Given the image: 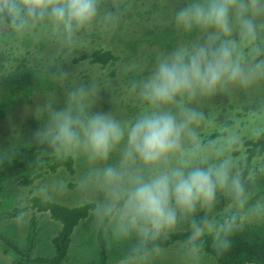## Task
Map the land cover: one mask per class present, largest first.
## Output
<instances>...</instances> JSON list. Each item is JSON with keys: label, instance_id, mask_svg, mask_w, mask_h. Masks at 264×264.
<instances>
[{"label": "clouds", "instance_id": "9594fccd", "mask_svg": "<svg viewBox=\"0 0 264 264\" xmlns=\"http://www.w3.org/2000/svg\"><path fill=\"white\" fill-rule=\"evenodd\" d=\"M173 20L205 38L158 56L146 77L130 82L144 103L133 119L94 111L93 82L66 87L62 102L42 98L25 108L39 122L32 134L39 143L100 162L119 147V160L93 169L84 183L102 193L92 209L96 220L110 222L118 238L135 234L141 245L172 228L178 216L212 204L218 192L243 204L245 180L252 178L242 174L243 140L264 136V104L233 113L231 123L200 107L209 97L264 79V0H188ZM116 22L101 0H0V25L20 38L46 25L69 50L82 31ZM227 245L226 239L218 243Z\"/></svg>", "mask_w": 264, "mask_h": 264}, {"label": "rangeland", "instance_id": "374dc122", "mask_svg": "<svg viewBox=\"0 0 264 264\" xmlns=\"http://www.w3.org/2000/svg\"><path fill=\"white\" fill-rule=\"evenodd\" d=\"M103 1L101 0V6L104 7ZM121 1L118 0L112 9L117 16V22L114 27L107 29L93 28L91 30L92 33H97L98 37L90 35L89 31H82L78 34L79 43L70 50L61 47L59 42L52 37L46 25H38L33 30L32 35L23 38L17 37L7 26L0 25V102L13 97L15 91L11 92L12 85L9 83L11 77H16L18 80L17 87L19 85V88L23 89L25 85L24 78L26 77H23L22 74L29 75V84L34 88L33 93L29 96L24 95L22 92H17L19 93L18 98L23 102L9 105L8 111L3 115L5 117L0 120V138H6L13 131L12 137L9 140L11 142L14 139V144L17 145L19 143L17 131L20 133L22 130L25 132L29 130L33 133L39 127V122L33 119L30 113H26V105L18 109L21 113L14 112L16 111L14 108L24 104L32 105L34 101L38 100L42 102V98H53L62 102L65 88L80 83H95L98 95L93 106L94 111L110 112L114 118L120 121H128L134 118L133 114L137 109L138 111L142 109L144 103L137 92L130 89L131 79L129 76L133 74V71H140V77L143 79L151 72L158 56L167 54L173 48H170L168 52L156 53L153 59H151L146 54L150 53V49L148 46L146 47V44L145 46L139 45L137 47V49L143 52L136 55L132 50L128 53H123L121 47L127 41H133L135 45L145 42L147 40L146 32L148 29H153L154 24L171 26L175 29V35L177 34V37L179 35V38L176 40L177 44L175 42L174 45L178 46L183 43L184 36H180V27L175 25L173 17L176 10L187 3L188 0H131L132 4H128L130 0H127V4L126 0L125 3ZM121 5H124L125 9H121ZM204 36L205 34L201 33L195 39L191 38L190 42L202 41ZM99 46L113 48L120 56L118 64L112 68H103L97 63L89 62L82 56V54H87L94 47ZM113 68L114 75L110 74ZM62 74L64 77L63 81L59 79ZM260 89L262 93H255ZM250 96H254V99L258 98V100L264 97V87L259 85L258 80L250 86L243 88L242 91L239 87H234L229 95L217 94L214 97H209L201 101L200 107L206 112L210 108H214L219 113L218 119L228 120V117L231 115L228 116L229 109L225 107L227 103L229 106L230 102H248L249 99L247 98ZM230 110L232 111L231 108ZM235 111H241L239 104H235L232 112L234 113ZM31 120L35 121L31 123ZM16 151L12 149L11 153L14 155ZM119 153L120 149L118 147L113 151L107 162H100L90 161L86 154L72 151L73 156L80 159L73 164L74 173H70L65 168H59L53 172L45 167L42 175L31 184L24 185L19 183V179H9V181H12L8 185L11 192L17 193L16 197L22 201V205H31V208L21 212L19 215L6 217V221L12 224H9L8 232L12 235H18L20 234L19 228L24 229L23 233L20 234L22 241H18L19 245L23 246L29 233V231H26L27 226L31 224L32 216H36L38 220L34 223L36 234H34L33 241L37 247L47 242L50 243V237L54 235V232L58 228L56 222L49 216L48 211L40 212L37 210V207H32L31 196L36 194L52 200L74 197L75 194L73 192L76 190V187L69 185L68 181L70 179L80 183V186L86 185L84 181L93 169L102 167L104 163H116L119 160ZM254 163L258 168H264L263 158L256 157ZM257 172H254L252 176H257ZM85 191L87 194L85 196L81 195V199L98 202L102 197H96L98 194L97 190L90 185H87ZM12 193L11 197H13ZM79 200L77 204L83 202ZM66 201L69 202L68 199ZM235 212H241L242 217L240 218L239 225L246 222H264V199L253 205V207L251 206L250 209L247 208V210H241L237 207ZM212 219L211 216L206 218L203 222L204 226H209V221ZM94 222L98 223L96 218H94ZM107 227V236L104 237V245H106L108 250L106 264H123L121 259H119L122 255L120 256L119 254L127 253L128 247L121 248L118 245L115 235H113L111 223H108ZM168 230L162 233L165 238H167ZM77 232V237H72L70 242L68 251V256L70 255V257L68 258V262L72 260L74 264H82L93 259L90 255L93 254L95 256L97 250H95L94 254L92 240L89 239L84 228L80 232L79 230ZM16 238L18 239L19 237ZM176 244L173 243L172 246ZM181 245L182 242L179 241L178 246H174L175 249L169 251H166L167 247L165 246L159 247L155 245L150 253L148 252L149 255L165 251L166 254L160 261H154L157 259L156 257L153 261L148 262H152L153 264H196L193 261H200L190 252L179 251L178 247ZM114 248H118V255L112 253L111 250ZM184 248L188 249V245H185ZM1 258H3V261H7L8 259L0 252ZM77 261H80V263H77ZM142 264H147V262L144 261ZM198 264L208 263L198 262Z\"/></svg>", "mask_w": 264, "mask_h": 264}, {"label": "trees", "instance_id": "16d2710c", "mask_svg": "<svg viewBox=\"0 0 264 264\" xmlns=\"http://www.w3.org/2000/svg\"><path fill=\"white\" fill-rule=\"evenodd\" d=\"M128 4H132L131 0ZM101 7L109 10L114 8L112 5ZM121 9H125V6L121 5ZM179 30L180 36H184L183 43H188L191 38L195 39L199 34L204 33L199 29L185 31L180 28ZM89 33L98 37V34L92 33L91 30H89ZM146 35L147 40L140 44L135 45L133 41L124 43L123 47L120 46L122 52L128 53L132 50L136 55L143 52L137 47L139 45L145 46L146 44L151 53L146 54L153 59L156 53L168 52L170 48L174 49L176 47L174 44L179 38V35L178 37L177 34L175 35L174 28L160 24H154L153 29L147 30ZM82 56L89 62L97 63L103 68H112L120 61V56L109 46L94 47V49L87 54H82ZM110 74L114 75V68ZM22 75L26 77L24 78L25 85L23 89H20L19 85L17 87L18 80L16 77L10 78L11 92H15L11 99L8 98L0 102V120L5 117L3 115L8 111L9 105L23 102L18 98L19 93L17 92H22L24 95L29 96L34 91L33 86L29 84V75ZM140 76V71H133L129 78L131 81H139L141 80ZM258 81L259 85L264 87V79H259ZM239 89L243 90L240 87ZM255 93L259 94L262 91L260 89ZM247 99H249L248 102L244 103L239 101L230 102V107L227 103L225 107L229 109L228 116L233 114L232 111L235 104H239L241 109V111L234 112L237 115H242L249 109H254L258 105L264 104V97L261 100H258V98L254 99V96H250ZM25 105L27 104L14 108L16 110L14 112L21 113L18 109ZM138 112L137 109L133 117ZM228 120V123H231L230 119ZM34 121L31 120V123ZM17 133L19 139L17 145L14 144V139L11 142L9 140L13 131L6 138H0V252L9 259L3 261V258H1L0 264H74L72 260L68 262L70 257V255L68 256V251L72 237L76 238L78 235L77 231L79 230L80 232L82 228L86 230L89 239L92 240L94 254L95 250H97L95 256L93 254L90 255L93 259L82 264H106L108 250L106 245H104V237L107 236V226L110 222H94L95 216L92 209L96 201L81 199V195L85 196L87 194L85 191L87 184L80 186V183L73 179H70L68 183L71 187H76L73 192L75 194L74 197L52 200L33 194L30 198L32 207H37L40 212L48 211L49 216L56 222L58 228L50 238V243L47 242L37 247L33 241L34 234H36L34 223L38 220L36 216H32L31 224L27 226L26 231H29V233L26 236L25 245L20 246L18 243V241H22L20 234L23 233L24 229L19 228L20 234L18 235H12L8 232V226L12 224L6 221V217L19 215L21 212L31 208V205H22V201L16 197L17 193L11 192L8 185L12 181H9V179H19V183L24 185L31 184L42 175L45 167L53 172L59 168H65L70 173H74L73 164L75 161L80 160L73 156L72 151L65 153L60 148H53L45 143L37 142L32 137L33 133L29 130H26V132L22 130L20 133L17 131ZM211 135L214 137L216 133L214 132ZM12 149L17 150L14 155L11 153ZM241 151L245 154V159L241 162L242 174L247 177L251 173L252 177L250 180H245L246 199L243 204H237L230 197L218 192L217 198L212 204L206 206L198 205L192 213L178 216L176 224L168 230L167 238L161 234L154 240L141 245L135 234L121 238L115 236V240L121 248L128 247L127 253L119 254L120 256L122 255L119 259H121L123 264H142L144 261L147 264H153L148 261H153L156 257L157 259L154 261L162 260V257L166 254L165 252L175 249L174 246H178L179 241L182 242V245L178 247L179 251L184 250L192 253L197 260H200L193 261L196 264L198 262H207L208 264H264V222H246L239 225L242 217L241 212H235L237 207L241 210H247V208L250 209L251 206L253 207V205L264 199V168H258L254 163L256 157L264 159V136L257 139L245 137ZM233 154L239 155V153ZM254 172H257L258 175L252 176ZM11 193L13 197H11ZM97 193L96 197L102 196V193L98 190ZM78 200L83 202L77 204ZM210 216L213 219L208 220L209 226H204V220ZM16 237L19 238L17 239ZM221 239L228 241L227 247L218 246ZM173 243L177 244L172 246ZM155 245L159 247L165 246L167 249L165 252L149 255L148 252L150 253ZM185 245H188V249L184 248ZM117 250L118 248H114L111 251L113 254L118 255ZM77 263H80V261H77Z\"/></svg>", "mask_w": 264, "mask_h": 264}]
</instances>
